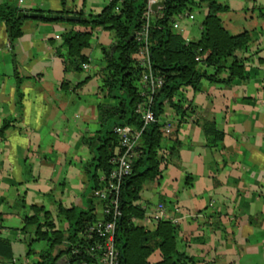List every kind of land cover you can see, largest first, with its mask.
<instances>
[{"label": "crops", "instance_id": "0c3cea01", "mask_svg": "<svg viewBox=\"0 0 264 264\" xmlns=\"http://www.w3.org/2000/svg\"><path fill=\"white\" fill-rule=\"evenodd\" d=\"M219 1L229 6L220 15L225 28L234 35L250 33L248 50L236 53L249 77L230 85L203 80L199 90L181 89L173 101L185 114L165 103L159 124L163 133L171 123L172 133L164 136L160 175L143 185L138 204L145 217L135 223L155 230L146 218L162 203L164 221L178 227L179 251L196 264H264V0ZM6 2L24 12L84 16L108 5V0H0ZM207 13L200 8L179 23L186 41L200 38ZM22 28L12 42L0 21V128L8 125L0 135V240L10 243L13 254L12 259L0 254V264L39 261L41 249L30 257L36 229L26 223L34 206L43 208V220L49 212L61 231L69 223L61 209L87 210L94 199L102 208L97 217H103V201L94 196L86 171L98 151L85 140L104 142L108 125L100 120L99 106L119 104L102 89L103 48L113 46L112 31L97 28L98 38L83 50L89 62L81 71L66 72L62 35L73 26L26 19ZM203 120L224 133L221 149L207 145ZM97 174L101 184L105 174ZM64 248L58 246L53 255ZM149 260L160 261V252ZM58 264H68L66 255Z\"/></svg>", "mask_w": 264, "mask_h": 264}, {"label": "trees", "instance_id": "16d2710c", "mask_svg": "<svg viewBox=\"0 0 264 264\" xmlns=\"http://www.w3.org/2000/svg\"><path fill=\"white\" fill-rule=\"evenodd\" d=\"M164 2L163 9L155 14L150 30L152 65L165 79L164 86L154 103L158 118L163 114L166 102H169L177 112L186 113L180 102L173 101L183 88L191 87L199 90L203 80L230 85L235 80H246L249 77L244 59L238 58L236 53L248 50L250 33L246 31L234 35L225 28L220 15L229 11V6L219 0H164ZM145 7V0L125 1L120 5L112 2L100 14L84 16L83 13H79L80 20L67 22L73 28L66 30L62 35V47L66 53L61 56L64 59L66 72L81 71L82 65L89 62L83 50L91 46L95 29L102 27L112 31L115 38L113 46H117L113 55H111L113 46L103 48L106 68L102 89L106 91L108 97L119 100V104L99 106L100 120L104 125H108L104 142L101 141L96 146L94 141L85 140L90 147H95L98 151L96 162L86 167L90 179L94 182L93 191L102 188L97 171L101 170L107 176L112 169L111 161L116 156L115 149L119 147V139L114 128L124 125L137 128L141 125L139 117L135 114V105L139 97L142 68L137 58L136 41H130V38L142 23ZM203 7H207L208 13L202 21L201 36L196 41H186L174 28V23L178 16L189 15ZM22 11L23 9L16 4L7 2L0 4V21L5 23L12 42L23 35L22 25L26 19L18 17ZM46 13L66 14L53 11ZM20 84L19 80L18 88ZM118 116L119 121L116 120ZM199 124L207 137V145L221 149L224 133L212 121L203 120ZM7 127L8 125L5 124L0 128V135ZM161 128L162 125L155 123L145 130L137 148L138 155L134 161L133 172L122 186L120 206L123 215L118 222L116 235V247L121 254V264L197 263V260L179 251L178 227L173 223L163 220L155 230H148L133 222L134 218L145 217V211L138 204L144 183L156 179L161 173L159 168L164 157L160 151L163 149L164 136L167 137L164 132L162 133ZM175 148L172 152L176 150ZM92 167L96 170L92 171ZM33 209L35 215L26 218L27 225L35 223L38 213L43 211L41 207L34 206ZM61 210L69 222L68 228L65 231L55 230L54 221L50 220L49 212H45V221L38 224L36 237L32 242L45 241L51 248L58 245H64L65 248L57 255L43 251L36 264H58L64 255L68 264H80L82 260L91 257L88 249L93 242L86 239L83 233L88 226L99 221L94 199L87 203V210L77 207ZM0 247L3 249V252L0 251L3 257L13 258L8 241L0 240ZM156 251L160 252L161 260L151 263L149 258Z\"/></svg>", "mask_w": 264, "mask_h": 264}, {"label": "built area", "instance_id": "2783aa9c", "mask_svg": "<svg viewBox=\"0 0 264 264\" xmlns=\"http://www.w3.org/2000/svg\"><path fill=\"white\" fill-rule=\"evenodd\" d=\"M136 0H108V4ZM146 7L140 27L134 32V40L137 44V58L142 68L139 80V97L135 105V114L139 117L141 125L137 128L130 125L116 126L115 134L119 139V152L112 159L110 173L101 180L102 188L94 192V196L103 201V217L96 223L88 226L83 233L86 239L92 240L88 253L90 258L82 260L80 264H121V254L116 247V235L118 222L122 217L120 195L124 181L132 174L134 161L138 155L137 148L145 130L152 124L159 123L155 112V99L163 88L165 79L157 72L151 61L150 30L155 14L163 9L158 6L153 10V5L164 0H145ZM188 15H180L174 23V28H180L179 23ZM153 17V19H152ZM192 18V16H191ZM84 69L88 66L84 65ZM172 124L167 123L163 132L171 135ZM105 202V203H104ZM165 206L158 204L146 218V222L158 225L165 220ZM137 219H133L135 223Z\"/></svg>", "mask_w": 264, "mask_h": 264}, {"label": "water", "instance_id": "95a60500", "mask_svg": "<svg viewBox=\"0 0 264 264\" xmlns=\"http://www.w3.org/2000/svg\"><path fill=\"white\" fill-rule=\"evenodd\" d=\"M146 2V1H145ZM165 2L161 1L158 4L153 5V10H157L158 6H164ZM19 18H25V19H32V20H48V21H59L63 20L66 22H77L80 20V16L78 15H63V14H50V13H42V12H20L18 14ZM134 40V32L131 35L130 41ZM117 50V46H113L111 48V55L114 54V52ZM117 121L120 120V117L118 116L116 118ZM91 201V199H90Z\"/></svg>", "mask_w": 264, "mask_h": 264}, {"label": "rangeland", "instance_id": "374dc122", "mask_svg": "<svg viewBox=\"0 0 264 264\" xmlns=\"http://www.w3.org/2000/svg\"><path fill=\"white\" fill-rule=\"evenodd\" d=\"M196 11H198V10H196ZM87 16H88V15H87ZM152 19H153V17H152ZM153 20H154V19H153ZM201 21H202V17L199 16V18H198V22L201 23ZM61 23H67V22H61ZM95 30H96V29H95ZM95 30L93 31V34H92L91 43H92L93 41H96V39H97L98 36H99V34L95 32ZM95 205H97V204H95ZM101 212H102V208H101L100 206L97 205V206H96V214H97L98 216H101ZM40 214H41V213H38V219L35 221V223H30V224H29L30 227L36 229L39 223H42L43 221H45V220H43L42 215H40ZM59 215L62 216V217L65 215V213L63 212V210H61V211L59 212ZM60 219H61V217H60ZM58 246H59L60 248H61V247L63 248V245H58ZM58 246L55 247V248H51V247L49 246L48 242H45V241H40V242H38V241H34L33 245L31 246V252H32V254L30 255V257H31V258H34V256H35V250H37V249H41V251L43 250V251H45V252H48V251H49V252H55V251L57 250Z\"/></svg>", "mask_w": 264, "mask_h": 264}]
</instances>
